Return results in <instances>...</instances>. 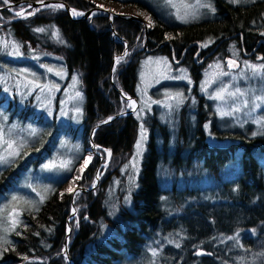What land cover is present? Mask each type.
<instances>
[{"label": "trees", "instance_id": "16d2710c", "mask_svg": "<svg viewBox=\"0 0 264 264\" xmlns=\"http://www.w3.org/2000/svg\"><path fill=\"white\" fill-rule=\"evenodd\" d=\"M11 1L15 5L41 0ZM46 1H59L82 13L94 7L88 0ZM144 1L119 0L123 5L138 4V8H144ZM213 1L214 18L188 25L150 10L152 24L146 35L139 22L123 16L111 23L102 14L71 20L66 11L43 9L31 17L12 20V15L0 8V40L18 45L26 62L37 54L60 55L66 74L79 75L85 94L81 122L84 151L91 134L93 146L111 153L94 187L93 176L101 163L96 152L103 155L98 148L74 182L84 191L72 197V192L61 190L68 177L64 178L39 208L22 212L10 244L0 249V264H264V136L214 129V118L202 108L199 97L193 126L188 103L178 110L173 150L169 152L167 127L152 115L139 119L135 114L142 107L138 69L141 59L149 54L145 50L161 45L154 53L169 59L171 49L180 56L185 47L198 43L202 53H210L222 40L200 66L192 58L196 45L187 49L182 65L196 82L202 67L213 59L224 63L231 59L229 45L239 55L240 42L245 50H252L264 40V0L240 5ZM40 28L45 31H36ZM123 53L127 55L123 57ZM118 56L123 59L115 66L113 60ZM7 60L1 56L0 67ZM118 91L137 100L135 113L117 117L126 111V101ZM5 106L12 116L41 122L28 110L12 108L10 100ZM103 121L107 122L100 124ZM208 121L211 135L227 142L225 146L205 140L202 126ZM143 124L148 131L145 150L136 168L129 169ZM49 132L0 170V196L28 162L38 164L48 154L53 143L47 141ZM73 207L76 218L68 220ZM67 226L70 232L63 252ZM175 236L180 237L179 247L169 242ZM200 250L204 254L198 256Z\"/></svg>", "mask_w": 264, "mask_h": 264}, {"label": "rangeland", "instance_id": "374dc122", "mask_svg": "<svg viewBox=\"0 0 264 264\" xmlns=\"http://www.w3.org/2000/svg\"><path fill=\"white\" fill-rule=\"evenodd\" d=\"M88 1L94 7L104 11H96L92 17L102 14L106 15L110 21L113 19L112 14H120L123 17L138 16L144 21V24L139 22L143 31L151 27L149 24H152V22L148 17L150 10H153L156 14L158 13L166 20L169 19L177 24L186 25L204 19H212L215 17L216 11L213 0H200L199 4L197 0H172L171 4L168 3V0H145V5H143L145 9L138 8V4L123 5L119 0ZM226 1L240 5L250 4L256 0H240L239 3ZM207 3L212 5L215 9L214 12L201 6ZM0 4V8L12 15V20L31 17L33 14L30 15L29 13H35L38 10L53 9L49 7L50 4L33 8L31 4L24 2L14 5L11 0L8 4H4L3 0H0ZM185 5H188V7H185ZM63 8L57 9L63 10ZM76 11L82 13V11ZM106 11L110 12L111 15L108 16ZM17 12H22V15L17 16ZM69 14L72 19L82 16L73 15L72 11ZM180 17H183V19ZM185 20L187 22H184ZM228 51L230 52L231 63L226 61L224 63L218 58L213 59L211 63L202 67L199 72L200 77L196 82L191 79L188 68L182 65L183 57L180 60V56L183 53L180 56L174 54L173 59L170 57L168 59L164 54L154 53L155 51L153 53L148 52L149 54L146 53L148 55L141 59L140 68L138 69L140 85L137 92L142 106L141 111L135 113L138 105L137 100L125 96L127 99L125 97L123 99L126 101V111L122 112V116L134 112L139 119H143L147 114L155 117L157 122L165 125L168 129L167 143H169V152H172L175 131L177 130L178 110L181 109L183 104L188 103L187 106L190 108L189 121L193 126L198 106L196 103L199 102L198 98L200 97L202 108L208 109L209 114L214 118V129L223 132L237 130L252 137L264 136L260 134L261 131H264V71L259 68V66H264V61L254 59L251 61V59L241 58L237 55L238 52L233 48V45L228 46ZM16 53L17 45L9 40H0V57L3 56L8 59L5 65L0 67V98L3 101V105H0V136H2V139H0V157H5L7 160L6 163H0V170L9 167L17 160L22 149L35 144L44 132L50 131L51 139L47 138V141L48 143L53 141V143L48 147V154H45L38 164L34 162L35 160L28 162L26 168L21 170L22 172L18 178L13 180L8 191L3 192L0 196V249L5 244H10L11 233L16 230L22 221V212L39 208L57 182L59 183L68 177L61 190L71 188L73 190L72 197L76 196V193L80 194L84 191V189L75 186L74 182L81 175L84 166L90 162L93 150L98 148L93 146L91 134H89L88 145L85 146L87 150L84 151L82 146L81 122L85 94H83L79 75L71 73L69 76L66 74L67 71L61 64L60 55L52 57V55L45 53L37 54L29 62H26L28 60L21 57L20 52L18 55ZM124 56H126L125 53H123ZM117 58L113 60L115 66L117 65ZM206 59L202 61L198 59L195 64L200 66ZM253 65L257 66L255 75H253V68L250 67ZM74 77L76 78L75 82ZM77 92L81 94L80 97L76 95ZM177 93L183 94L180 103L173 98ZM233 93L235 95H232ZM217 95L222 96L223 99H215L214 97ZM9 100L13 105L12 108L23 112L28 110L30 116L35 119L40 118L41 122L37 123L30 119L24 120L16 114L12 116L11 111L5 109V105ZM103 123L105 121L100 124ZM143 129L145 138L142 141L141 154L137 156L136 148L137 142L141 139L140 129L134 143V156L127 165L129 169L136 168V164L143 156L144 142H146L148 136L145 125ZM209 129L208 121L202 126L205 140L214 146H225L227 144V142L215 140ZM33 130H35V134H33ZM9 143L12 145L11 148L8 147ZM100 149L98 148L99 151ZM101 151L103 155L96 152L101 163L97 166V171L93 176L94 183L92 187L97 184L99 180L97 177L102 176L103 167L110 160L109 149H101ZM13 152L19 154L10 155ZM168 160H170L169 156ZM45 165H52V167L46 168ZM205 182L203 181V185L206 184ZM92 187L90 188L92 189ZM13 197H16V199H13ZM70 210L68 220L76 218L75 208L73 207ZM69 230L70 227L67 226L65 232L68 233ZM179 241L180 237L175 236L174 240L171 239L169 242L177 245ZM64 251L66 250L63 248ZM202 254H204L202 250L197 253L198 256Z\"/></svg>", "mask_w": 264, "mask_h": 264}, {"label": "snow or ice", "instance_id": "6c2138e0", "mask_svg": "<svg viewBox=\"0 0 264 264\" xmlns=\"http://www.w3.org/2000/svg\"><path fill=\"white\" fill-rule=\"evenodd\" d=\"M41 2H42V0H41ZM230 2H232V3H239L240 2V0H230ZM3 3L4 4H8L9 3V0H3ZM168 3L169 4H171L172 3V0H168ZM197 3L199 4L200 3V0H197ZM173 6H175V5H173ZM202 7H207V8H209L211 11H215V9L212 7V5L210 4V3H207V4H202L201 5ZM49 7H51V8H53L54 10L55 9H57V8H61V7H63V5L62 4H57V5H49ZM185 7H188V5H185ZM72 13H73V15H83V13H78L75 9H73L72 10ZM30 15L31 14H34V13H29ZM16 15L17 16H21L22 15V12H17L16 13ZM181 19H183V17H180ZM149 20H150V18H149ZM184 22H187V20H185ZM149 26H151V24H149ZM36 31H39V32H43V31H45V29H43V28H40V29H36ZM57 38H59V35H58V33H57ZM18 45H17V55L19 54V52H18ZM126 55H127V53H126ZM121 59H123V58H117V60H116V63L117 64H119L120 63V61H121ZM217 67H219V65H217ZM250 67H252L253 68V75H255L256 74V69H257V66H250ZM259 68H260V70H262V71H264V66H259ZM74 79V82H75V80H76V78L74 77L73 78ZM76 95L78 96V97H80V93L79 92H77L76 93ZM232 95H235V93H233ZM182 96H183V94L182 93H177L176 94V96L175 97H173L174 99H177V102L178 103H180V102H182ZM215 99H223V97L222 96H220V95H217L216 97H214ZM133 103H135L134 101H133ZM169 107H171V105H169ZM121 114H123V113H121ZM109 119H111V117H109ZM107 121H105V123H106ZM206 127H207V125H206ZM33 134H35V130H33ZM254 135L256 134V133H253ZM260 134L261 135H264V131H261L260 132ZM145 137H144V129H143V126H141V139L137 142V144H136V148H137V156H139L141 153H140V149H141V147H142V141H143V139H144ZM0 139H2V136H0ZM8 147L9 148H11L12 147V145L9 143L8 144ZM105 151H108V150H105ZM19 153L18 152H13V153H10V155H18ZM111 153L109 152V155H110ZM7 162V160H6V158L5 157H0V163H6ZM45 167L46 168H48V167H52V165H45ZM97 178H99V177H97ZM68 191L69 192H72L73 190L70 188V189H68ZM77 195H78V193H76ZM13 199H16V197H13ZM42 200H43V197L41 198ZM79 225L77 224V227H78ZM233 239H234V237H233ZM177 247H179L180 245L179 244H177L176 245ZM152 255L153 256H156L157 255V252L155 251V250H153L152 251ZM261 255H264V253H261Z\"/></svg>", "mask_w": 264, "mask_h": 264}, {"label": "water", "instance_id": "95a60500", "mask_svg": "<svg viewBox=\"0 0 264 264\" xmlns=\"http://www.w3.org/2000/svg\"><path fill=\"white\" fill-rule=\"evenodd\" d=\"M28 3V2H27ZM31 4V6L33 7V8H36V7H41L42 5H48V4H62L63 5V11H66V13L68 14V16L70 17V8L66 5V4H64V3H60L59 1H51V2H49V1H46V0H42V2L40 1V2H38V1H33V2H30L29 3V5ZM96 11H103V10H101L100 8H96V7H93V9H88V11H86V12H84L83 13V15L82 16H80L79 18H73V19H81V20H83V19H86V18H88V17H90V16H93V14H94V12H96ZM104 12V11H103ZM106 13H107V15L109 16V15H111L110 14V12H107L106 11ZM111 16H113V18H115V17H119V16H122V15H120V14H115V15H111ZM71 18V17H70ZM125 18H127V19H130V20H134V22H140V23H142V24H144V21L141 19V18H139L138 16H133V15H129V16H127V17H125ZM72 18H71V20H73ZM110 23H111V20H110ZM144 32H145V35L147 34V30L145 29L144 30ZM227 39H231V38H227ZM264 41H261V43L260 44H264L263 43ZM221 43H222V40H221V42H218L216 45H214V48L211 50V52L210 53H207L205 56H204V58H202L201 59V61L202 60H204V59H206L207 57H210L211 55H213L214 54V52L217 50V48L219 47L218 45H221ZM163 45V44H162ZM167 45V44H166ZM192 45H196V47H197V49H198V53H200V51H201V49H202V47L200 46L201 44H198V43H193V44H191L190 46H192ZM190 46L189 47H186V48H190ZM159 47H161V45H159L157 48H153V49H151V50H145V48H146V43L144 44V46H143V50H145L146 51V53H152V52H154V51H158V49H159ZM171 51H172V54H171V59H173V57H174V54H173V50L171 49ZM246 56H248V55H246ZM182 57H183V55H182ZM182 57H180L181 59L180 60H182ZM261 58V56L258 58V60ZM201 63V62H200ZM111 72V71H110ZM110 75H112V72L110 73ZM118 93H120L119 91H118ZM121 94V93H120ZM123 97H125L123 94H121ZM126 99H127V97H125ZM135 100V99H134ZM136 101V100H135ZM130 113V112H129ZM120 116H122V114L120 115ZM120 116H118L117 115V117L118 118H120ZM68 234H69V232L67 233V236H66V239L63 241L64 242V244H63V248H64V250H67V242H66V240H67V238H68Z\"/></svg>", "mask_w": 264, "mask_h": 264}, {"label": "flooded vegetation", "instance_id": "af4514ba", "mask_svg": "<svg viewBox=\"0 0 264 264\" xmlns=\"http://www.w3.org/2000/svg\"><path fill=\"white\" fill-rule=\"evenodd\" d=\"M238 45H240L239 46V49H240V54L239 55H241V58H243V59H251V60L254 59V60H257V61H259V60L261 61L262 60V62L264 61V44H260V42H257V43H255V46L252 48V50L251 49L250 50L249 49L248 50H245V48L243 47V45H241V42ZM187 49L188 48L185 47V49L181 52V54L183 53V57H184ZM148 50H150V49H148ZM171 54H172V51H171L170 55ZM173 54H174V52H173ZM206 54L207 53H202V49H201L200 53H198V49H197V53L195 52L194 55L192 56L193 61L196 62V60H198V59H199V61H201V59L204 58V56ZM246 55H248V56H246ZM260 56H261V58L258 60V58ZM180 57H182V55ZM225 61L231 63L230 58H226Z\"/></svg>", "mask_w": 264, "mask_h": 264}]
</instances>
